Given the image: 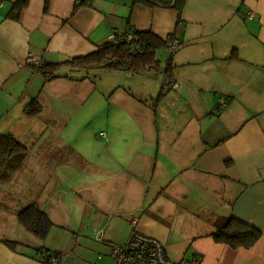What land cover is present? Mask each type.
Instances as JSON below:
<instances>
[{
    "label": "crops",
    "instance_id": "0c3cea01",
    "mask_svg": "<svg viewBox=\"0 0 264 264\" xmlns=\"http://www.w3.org/2000/svg\"><path fill=\"white\" fill-rule=\"evenodd\" d=\"M21 1L0 0V137L28 148L22 169L0 181V264H43V253L59 264H112V248L132 230L174 261L264 264V0H182L180 9L151 0H26L15 11ZM136 31L179 48L169 54L165 44L156 53V72L115 71L118 156L106 167L46 133L85 114V70L62 67L45 81L25 58L31 52L42 66L61 64ZM32 101L41 112L27 116ZM197 189L217 197L219 209L195 200ZM191 201L200 223L175 218ZM25 205L53 224L43 241L17 221ZM229 217L260 232L251 248L214 242ZM15 221L32 240L8 232Z\"/></svg>",
    "mask_w": 264,
    "mask_h": 264
},
{
    "label": "trees",
    "instance_id": "16d2710c",
    "mask_svg": "<svg viewBox=\"0 0 264 264\" xmlns=\"http://www.w3.org/2000/svg\"><path fill=\"white\" fill-rule=\"evenodd\" d=\"M147 3L153 7L180 9L182 0H175L172 3H160L151 0L147 1ZM25 5L26 0L17 2L14 4L13 9L19 11ZM130 34L134 37L132 42L107 43L88 56L75 58L61 64L41 65L36 69V72L45 81L55 79V73L62 67L76 70L102 68L107 72L123 71L132 74H141L149 71L156 72L159 69L156 53L165 47L166 42L150 32L136 31ZM121 35L125 36V34ZM132 49L136 51L133 54L130 52ZM164 77L168 81V86L171 87L173 85V75L169 62L164 69ZM161 95L162 93L160 92L159 96ZM40 112L41 107L35 101L30 102L25 109L27 116H35ZM69 152L74 154L71 149ZM27 159L28 148L24 144L11 135L0 137V181L10 182L14 175L22 169ZM15 215L18 223L39 241H43L46 238L53 225L48 216L35 205L22 206L16 210ZM211 236L214 242L224 244L231 249H249L259 240L261 234L256 229L229 217L223 221V225L218 227ZM4 243L9 248L16 245V242L12 241H5ZM49 256L57 257L56 255L43 253V264H47L46 259Z\"/></svg>",
    "mask_w": 264,
    "mask_h": 264
},
{
    "label": "rangeland",
    "instance_id": "374dc122",
    "mask_svg": "<svg viewBox=\"0 0 264 264\" xmlns=\"http://www.w3.org/2000/svg\"><path fill=\"white\" fill-rule=\"evenodd\" d=\"M160 55L159 57H162L165 53ZM82 73V77L88 80L86 87H84L85 90L81 91V94H86L85 99L87 101L85 108L82 110V113L85 114H78L72 119L70 118V123H66V129L63 132L62 130L59 131L57 127H53L47 128L46 133L59 136L67 145L88 157L95 164L115 167V155L118 156L115 151V71L103 72L98 69H90L82 71ZM101 134H104L105 137H100ZM27 144L31 147L29 139ZM110 177L109 175H101L98 178L104 182H111L113 177H111L112 179ZM62 192L66 193L67 190L62 189ZM193 197L195 200L201 199L203 204H209L212 209L218 208V198L207 196L200 189L193 192ZM182 208L185 211L177 212L175 218L182 219L185 216L187 219L186 224L189 221L201 222L195 217V212H192V208H194L192 201ZM178 224L177 222L176 225ZM13 229L8 232H15L24 237H18L17 240L25 242L24 239L28 238L26 237L27 233L18 228L16 221ZM29 240L32 239L28 238Z\"/></svg>",
    "mask_w": 264,
    "mask_h": 264
},
{
    "label": "built area",
    "instance_id": "2783aa9c",
    "mask_svg": "<svg viewBox=\"0 0 264 264\" xmlns=\"http://www.w3.org/2000/svg\"><path fill=\"white\" fill-rule=\"evenodd\" d=\"M134 37L131 34H114L110 37L109 43L118 44L122 42H132ZM169 54H173L179 48L177 40H171L166 44ZM132 54L135 50L130 51ZM25 64L32 68H39L41 58L29 52L25 58ZM219 107H225V103L222 100L218 101ZM105 137L104 134L100 135ZM112 264H198V259L193 258L191 261H174L166 253L163 246L155 239L139 234L132 230L126 240L121 246H115L110 252ZM47 264H59V258L54 256L47 257Z\"/></svg>",
    "mask_w": 264,
    "mask_h": 264
}]
</instances>
